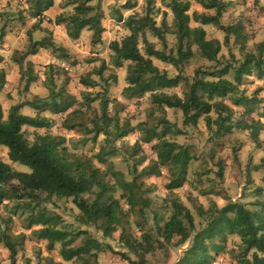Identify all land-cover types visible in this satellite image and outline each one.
I'll use <instances>...</instances> for the list:
<instances>
[{"label":"clouds","instance_id":"9594fccd","mask_svg":"<svg viewBox=\"0 0 264 264\" xmlns=\"http://www.w3.org/2000/svg\"><path fill=\"white\" fill-rule=\"evenodd\" d=\"M205 16L217 19L197 41ZM125 41L142 59L120 54ZM205 43L218 49L211 58ZM181 45L199 57L191 67ZM125 74L132 89L177 83L115 91ZM197 80L226 87L193 92ZM0 104V157L18 174L0 180V192L18 190L0 202V264H197L202 254L203 264H264V0H0ZM8 132L26 150L55 143L77 187H26L20 176L36 169ZM41 210L53 219L29 226Z\"/></svg>","mask_w":264,"mask_h":264},{"label":"trees","instance_id":"16d2710c","mask_svg":"<svg viewBox=\"0 0 264 264\" xmlns=\"http://www.w3.org/2000/svg\"><path fill=\"white\" fill-rule=\"evenodd\" d=\"M127 7H130V6L128 5ZM186 7H188V5L181 6V5L177 4L176 5L177 13L178 14L181 13L183 11V8H186ZM220 7L223 8L224 5H220ZM80 10L87 11L90 9H83V7L81 6V9H78V11H80ZM166 15H167V13H165V16ZM218 15H219V12L217 13V17H218ZM100 16H102V13L100 14ZM217 17L205 16L203 18V20L201 21V23L204 26L214 24ZM120 19H123L122 14H120L119 17L117 18L118 21ZM187 19H188L187 16L181 17V24H180L181 38H183V36H189L191 34L189 32L188 28L183 23L184 21H187ZM197 19H199V18H197ZM93 21L96 24H99L100 17H94V18H91L89 20L77 21V25L82 27L83 24L90 23ZM57 23H59V21H57ZM129 24H131V18H129ZM103 31H106V29H103ZM205 35H207L206 30L203 27H200V25L197 26V28L194 32L195 39L197 41H199ZM217 43H219L218 40H217ZM117 45H118V42L116 40H113L109 44V48H112L114 50H118ZM182 49H183V46L181 45V50L179 51V55H180L182 60H185V62H187L194 56V52L191 50L190 47H189V50L186 52L183 51ZM202 49H203L204 54L209 56V58H211V56H214L215 52L218 50V49H215L213 47L212 43L203 44ZM148 51L151 52L152 50L149 49ZM35 54L36 53L33 52V55H35ZM120 54L125 56V57H131L133 59L140 58L139 57V50L135 47V45L130 44L128 41L124 42V49H123V51L120 52ZM140 59H142V58H140ZM157 59H161V62H164L163 58H161L159 56L157 57ZM248 59L250 60L251 57H249ZM30 64H31V62H30ZM116 64H117V67H122V65L119 64L118 60L116 61ZM105 67L106 66L104 65L103 69L100 70L101 73L104 71ZM29 68H30L29 73L31 74L32 69H31V67H29ZM146 68H147L146 65H141L137 69V71L142 75L146 71ZM248 70L249 69H248V66L246 63L244 66H242L237 71V79H239V74L241 72H245ZM227 71H228V67L226 66L219 75H223ZM208 75H215V74L209 73ZM30 78H31V75H30ZM115 79L116 78H114V81H116ZM134 79L139 81L141 79V76L137 75ZM125 81H126V84L128 85L129 76L127 74L125 76ZM80 82L85 83V81H83V80H81ZM176 83H177L176 81H169V80H166L164 78H153L147 84L141 83L137 89H132L130 86L126 85L123 89V92L143 91V89H146V88H155L157 85L168 87V86H171V85L176 84ZM224 87H226V84L222 80L218 84H210V83H206V82L201 81V80H197L196 84L193 86V92L197 88H202V89L210 90L209 91L210 95L214 92L219 93V94H223L222 89ZM193 102L196 104L197 107H201L197 97L193 96ZM103 103H104V106L106 107L108 101L105 100ZM177 103H179V101H177ZM55 107L58 108L59 106H55ZM205 107H207V109L209 111H211L210 106H205ZM65 110H66V108H65ZM2 114H3V106H2V104H0V115H2ZM13 119H16V118L13 117ZM19 121L28 122V123H31V124L38 126V127H44L47 123V121H43V120H29L27 117H20ZM17 130H18V126H17ZM8 136L16 144V157L20 159V162L25 163V164H29L36 169L37 175L35 177L25 179L24 176H22V175L20 176V178L25 181L26 187H31V188L40 187V186H43L44 184H46L50 180L54 181L61 188L71 189L73 187H77V185L74 183L71 175L69 174L72 166L65 162L64 156L57 153L55 143L45 140L40 145L34 146L33 149L26 150L24 144L19 141L18 137H13L11 132H8ZM63 151L66 153L67 149H64ZM77 167H79V165H77ZM13 175H18V174L10 173L8 166L2 163V157H0V180L6 181V180L10 179L11 176H13ZM93 176H95V173L93 174ZM102 187H103V185H102ZM12 189H14L15 195H17L16 192H18V190L15 188V186H13ZM6 197H7L6 192H0V202H2V199L6 198ZM20 197L21 196H19L18 198H20ZM98 199H99V197H98ZM95 212L96 213L102 212L105 215H108L112 218H115V210H114V207H112V206H109V207L101 206L100 208H96ZM253 215H255V217L257 219L260 218L259 213H255ZM52 219H53L52 217H44L41 215L34 222H32V224L33 223L39 224L41 222L48 223ZM244 219L249 224V226H251L252 221L248 217L247 214H244ZM48 234L51 236H54V237H56V236L62 237L65 235L64 233H54V232L48 233ZM252 234H253V240L250 241V243L255 242V239H254L255 230H253ZM4 238L7 239V236H5ZM198 247H201L203 249V253L207 252V249L203 248L202 244H198ZM204 259H206V256H204L203 254L200 256H197V258H196L197 264H203Z\"/></svg>","mask_w":264,"mask_h":264},{"label":"rangeland","instance_id":"374dc122","mask_svg":"<svg viewBox=\"0 0 264 264\" xmlns=\"http://www.w3.org/2000/svg\"><path fill=\"white\" fill-rule=\"evenodd\" d=\"M130 7H133L134 5H132V4H128ZM128 5H125V7H127ZM129 7V8H130ZM118 11V10H117ZM119 17V15L117 16V18ZM197 26H199V25H197ZM207 26L208 25H205L203 28L206 30L207 29ZM106 31H108V29H106ZM206 33H207V35L209 34L208 33V31L206 30ZM113 41V40H112ZM95 59V58H94ZM199 59V57L194 53V56L189 60V61H187L186 62V64L189 66V67H191V65L192 64H194L197 60ZM89 62H92V61H89ZM163 63V62H162ZM106 66L105 67V69L107 68V62H102L101 63V65H100V70H102L103 69V66ZM104 69V70H105ZM163 71H168V69L167 68H165V69H163ZM29 72H30V68H29ZM125 76H126V74H125ZM114 78H116L115 80V82H119V75L118 74H113L112 76H110V79H113L114 80ZM124 81H125V77H124ZM68 81H65V83H67ZM106 83H107V81H106ZM125 85H127L126 84V81H125ZM124 87L125 86H118L116 89H115V91H117V92H123V89H124ZM0 153H2V149L0 150ZM16 194H17V192H16ZM16 196L15 195V191H14V189H11V192L10 193H7V197L6 198H8L9 196ZM20 198H22V195H21V197ZM44 216V217H46V213H45V210H41L40 211V213L39 214H37V215H35V216H30L28 219H29V226H31V225H33L32 224V222H34L37 218H39L40 216Z\"/></svg>","mask_w":264,"mask_h":264}]
</instances>
